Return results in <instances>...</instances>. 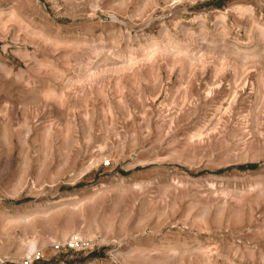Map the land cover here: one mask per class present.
I'll return each instance as SVG.
<instances>
[{
  "label": "rangeland",
  "instance_id": "rangeland-1",
  "mask_svg": "<svg viewBox=\"0 0 264 264\" xmlns=\"http://www.w3.org/2000/svg\"><path fill=\"white\" fill-rule=\"evenodd\" d=\"M33 252L264 264V0H0V264Z\"/></svg>",
  "mask_w": 264,
  "mask_h": 264
},
{
  "label": "built area",
  "instance_id": "built-area-1",
  "mask_svg": "<svg viewBox=\"0 0 264 264\" xmlns=\"http://www.w3.org/2000/svg\"><path fill=\"white\" fill-rule=\"evenodd\" d=\"M77 243H71V241H70V244H72V245L77 244ZM55 246H57V245H55ZM41 258H43V254H41L39 252H33L32 254L25 256L23 259V262L25 264H34L37 261H39Z\"/></svg>",
  "mask_w": 264,
  "mask_h": 264
},
{
  "label": "bare ground",
  "instance_id": "bare-ground-1",
  "mask_svg": "<svg viewBox=\"0 0 264 264\" xmlns=\"http://www.w3.org/2000/svg\"><path fill=\"white\" fill-rule=\"evenodd\" d=\"M46 91H47V90H46ZM42 93H43V92H42ZM50 95H51V92L47 93V96H50ZM45 96H46V95H45ZM52 96H53V95H52ZM54 97H56V96H54ZM49 98H50V97H49ZM51 98H52V97H51ZM51 98H50V100H53V99H54V98H53V99H51ZM57 98L60 99V97H57ZM57 98H56V99H57ZM44 99H45V98H44ZM59 99H58V100H59ZM47 100H48V99H47ZM58 100H57V101H58ZM55 101H56V100H55ZM61 101H62V100L60 99V101H58V102H61ZM61 103H62V102H61ZM235 202H236V201H235ZM239 202H240V201H239ZM236 203H237V202H236ZM227 204H228V203H227ZM237 204H238V203H237ZM223 205H224V204H223ZM230 206H231V205H230ZM227 207H228V206H227ZM227 207H226V208H227ZM228 208H229V207H228ZM228 208H227V210H228ZM57 209H58V207H57ZM57 209H55V210H56V211H59V210H60V209H59V210H57ZM202 210H204V209H202ZM208 210H209V209H208ZM49 211H50V210H49ZM52 211H53V210H52ZM226 212H227V211H226ZM56 213H57V212H55V214H56ZM48 239H49V238H48ZM49 241H50V240H49ZM34 248H35V244H30V246H29V252H31L32 250H34ZM206 255H207V254H206ZM208 257H209V256H208ZM206 258H207V257H206ZM207 259H209V258H207Z\"/></svg>",
  "mask_w": 264,
  "mask_h": 264
}]
</instances>
